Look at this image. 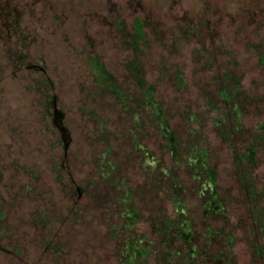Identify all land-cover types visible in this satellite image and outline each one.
Listing matches in <instances>:
<instances>
[{"label":"rangeland","instance_id":"rangeland-1","mask_svg":"<svg viewBox=\"0 0 264 264\" xmlns=\"http://www.w3.org/2000/svg\"><path fill=\"white\" fill-rule=\"evenodd\" d=\"M261 57L264 0H0V264H264V198L253 225L234 169L264 123Z\"/></svg>","mask_w":264,"mask_h":264},{"label":"trees","instance_id":"trees-1","mask_svg":"<svg viewBox=\"0 0 264 264\" xmlns=\"http://www.w3.org/2000/svg\"><path fill=\"white\" fill-rule=\"evenodd\" d=\"M261 62L264 64V57H261ZM225 76H229V73H226ZM178 82L181 84V80H179ZM215 82L218 83V76L215 77ZM222 87L223 88H221L220 92L217 95L219 97H221L223 99V101L226 102V101H228L230 99L231 100L234 99L236 101H243L244 96L240 95V93H238L237 90L232 89L231 93L233 95L231 97H229V95H227L226 92L224 91L225 85L222 86ZM213 106H214V103H210V107L213 108ZM242 106L243 105H241V107ZM226 110H228V112H229L228 116H225L224 118L223 117L220 118L217 121V123H216L217 125H223V123H226V122L228 123V120L232 119L231 114H233V112L235 110V107H232L231 109H226L225 108V111ZM238 117H239V114H236V118L234 120V123L237 121ZM165 129H167V128L165 127ZM224 129L225 128L219 129L220 135L222 137H225L226 140L230 141V140H234L235 139V136L237 135V131H238L239 128L237 126H234L232 128L230 134L226 133ZM257 129H258V132H249V131H246V130H242L243 132L245 131L248 134L249 142H248V144L246 146L245 151L237 152V155L234 156L235 157V159H234L235 160V162H234L235 168L234 169H235V173H236V175L238 177V181L241 184L240 190H241V192H242V194L244 196L243 198H244L245 203H246L245 206H246V208H248V212H249L248 215L253 218L252 219L253 220L252 221L253 225H255V223L258 220L261 219L262 225L259 228L257 227L261 231V230H264V217H262L260 219L259 218H255V217H257V210L259 208L258 202L260 201V198H264V186L260 189V191H258L259 193H261L260 194L261 196L263 194L262 197L261 196L259 197V195L257 194L258 192L256 190H254V186L253 185H255L256 180L254 179L253 175H251L252 169H250L248 171H244V170L241 169L242 166H245V165H247L249 168H255V164H256L255 162L259 158V154H258L259 152H257V149H256L255 145H257V144L260 145L261 144L264 147V134H260L261 130L264 131V123L263 124H259ZM166 136L169 139L170 145H171L172 142H173L172 134H170L169 131H168ZM242 136H243V133L241 132L239 134V138L242 137ZM237 140H238V138L235 139V141H233L234 144H235V142ZM195 147L196 146H193L192 148H190V153H189L190 156L188 157L187 160H185V163H186V165L188 167H186L185 169L188 168V170H192L191 168H195L194 171H195V174H196V179L197 178L199 179L201 177V175L207 173V171L209 169L205 167L206 165H205V162L203 160V156L204 155L200 151L197 153L195 151ZM263 153H264V151H263ZM257 155H258V157H257ZM197 161H200V162L197 163ZM156 163L157 162H155L154 166L156 165ZM158 170L162 171L163 173H165L162 168H159ZM166 173H168V172L166 171ZM210 181H211L210 185H208V184L205 185L206 182H204L201 185V190L199 192V194H202L203 192L207 191V188H209L208 194L212 195L211 200H208L206 202L205 207H209L210 206L209 204L215 205L214 203L217 200V198H216L217 196H216L215 190H214V193H212L213 192L214 179L211 178ZM124 200L125 199L123 197H120V199L117 201V203L120 204ZM216 208H217L218 211L222 210V207L220 206V204H218L216 206ZM175 214H176V216H175L174 220H170V219L166 218V220L163 221L164 222L163 224L165 225V227L167 229V230H165V232H166V242H168V243H169V240L170 241L171 240L174 241L175 239L181 238V236H180L181 235V231H183L181 229V226L177 225L175 222L178 220V218L180 216H184L185 213H184V211L176 210ZM122 215H123V213L121 214V216ZM115 230L117 231V230H120V229L117 228L116 226H111L110 231H111L112 236H114L116 234ZM210 233L212 234L211 231H210ZM215 234H217V237L219 236L218 233H213L212 237H214L213 235H215ZM167 238H168V240H167ZM215 240H217L216 235H215ZM42 243L46 244V245L49 244V239L48 238H44ZM183 248H186V247L183 245ZM194 248H196V246L193 247V250H192L191 253H189V251H188L185 255L183 254V257L186 259V261H188L190 259H193V258H197L198 256H201V257L204 256V254H201L202 251L200 252L201 249L198 250V251H195L196 249H194ZM125 252H128V251H125ZM164 252L168 253L167 249H165ZM166 253H162L161 255L159 254V257H160L159 259L162 260V259L166 258L168 260L170 253H168V255ZM170 255H172L174 257L181 255V249H178L176 252L171 253ZM213 257H215V258L217 257L216 253L215 254L213 253ZM129 263L131 264L132 260H130ZM122 264H124V263H122ZM165 264H168V261L165 262Z\"/></svg>","mask_w":264,"mask_h":264}]
</instances>
